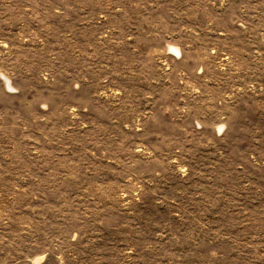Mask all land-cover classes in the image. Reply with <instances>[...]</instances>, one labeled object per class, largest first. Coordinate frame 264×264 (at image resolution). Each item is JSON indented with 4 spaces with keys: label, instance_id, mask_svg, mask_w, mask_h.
I'll return each instance as SVG.
<instances>
[{
    "label": "rangeland",
    "instance_id": "1",
    "mask_svg": "<svg viewBox=\"0 0 264 264\" xmlns=\"http://www.w3.org/2000/svg\"><path fill=\"white\" fill-rule=\"evenodd\" d=\"M0 264H264V0H0Z\"/></svg>",
    "mask_w": 264,
    "mask_h": 264
},
{
    "label": "bare ground",
    "instance_id": "2",
    "mask_svg": "<svg viewBox=\"0 0 264 264\" xmlns=\"http://www.w3.org/2000/svg\"><path fill=\"white\" fill-rule=\"evenodd\" d=\"M4 80H5L6 84L8 85V87L10 88L12 86L10 81L6 77H4Z\"/></svg>",
    "mask_w": 264,
    "mask_h": 264
}]
</instances>
